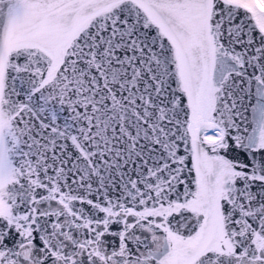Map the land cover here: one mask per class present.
<instances>
[{"label":"snow or ice","instance_id":"1","mask_svg":"<svg viewBox=\"0 0 264 264\" xmlns=\"http://www.w3.org/2000/svg\"><path fill=\"white\" fill-rule=\"evenodd\" d=\"M0 264H264V0H0Z\"/></svg>","mask_w":264,"mask_h":264}]
</instances>
